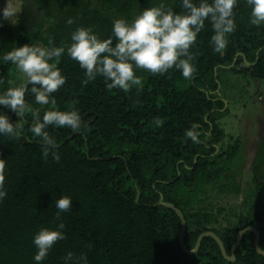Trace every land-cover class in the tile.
Here are the masks:
<instances>
[{
	"label": "trees",
	"instance_id": "obj_1",
	"mask_svg": "<svg viewBox=\"0 0 264 264\" xmlns=\"http://www.w3.org/2000/svg\"><path fill=\"white\" fill-rule=\"evenodd\" d=\"M181 2L23 0L15 24L5 20L0 26V57L25 44L49 47V38L54 42L51 46L66 48L71 33L80 26L91 27L100 39H108L116 19L131 23L144 9L160 3L179 13ZM250 11L246 0H238L237 27L223 55L214 52L210 44L213 31L206 21L191 49L197 54L192 81L175 69L155 76L137 70L143 78L142 92L109 90L102 77L83 85L84 70L65 51L58 67L66 83L53 94L56 109L78 110L86 127L78 133L48 128L58 144L59 163L51 155L46 162L42 158V142L29 131L30 114L21 136L9 140L0 135L7 191L0 202V264H37L34 236L43 227L57 229L55 201L62 196L72 200L71 210L61 214L66 239L40 264H65L69 252L86 255L87 264H264L253 232L244 235L233 263L223 257L211 237L203 239L196 254H186L179 243L180 218L158 205L163 197L183 213L184 240L190 251L202 234L212 232L231 256L238 233L248 227L258 230L264 251V140L252 169L255 203L251 223L242 228H214L223 209L214 212L202 198L203 190L226 175L229 162L237 156V149L225 152L220 148L224 138L220 120L229 110L218 92L219 74L264 81V26L250 23ZM69 18L74 20L71 25ZM17 71L11 62L0 59V94L13 83ZM26 101L41 107L30 92ZM2 113L14 123L18 119L0 106ZM156 117L164 120L162 127L152 123ZM193 123L199 125L201 142L194 144L189 139L184 143V133Z\"/></svg>",
	"mask_w": 264,
	"mask_h": 264
},
{
	"label": "clouds",
	"instance_id": "obj_2",
	"mask_svg": "<svg viewBox=\"0 0 264 264\" xmlns=\"http://www.w3.org/2000/svg\"><path fill=\"white\" fill-rule=\"evenodd\" d=\"M250 7V23L254 26H264V0H246ZM238 0H182V12H175L164 3L144 9L135 16L131 23L126 19H116L113 23L112 37L100 39L91 27L80 26L71 33V44L51 46L53 39L49 38V47L25 44L15 47L0 57L4 62H11L22 76L19 84H12L0 94V106L8 108L18 117L14 123L6 114H0V135L15 140L24 132L25 117L31 115L33 123L29 131L42 142V158L46 162L52 156L59 163L56 138L50 135L48 128H69L74 133L86 127L78 110L61 111L56 109L54 93L66 83L58 63L67 51V55L76 61L84 70L83 85L102 77L109 90L118 89L125 93L133 88L143 91V78L137 70L151 75H164L169 70H179L183 78L192 81L197 72L195 66L196 53L191 49L196 45L198 34L205 29L206 21L211 25L213 35L210 44L214 52L223 55L228 43V37L235 32V9ZM19 6L14 0H5L0 9V26L3 21H12L18 15ZM74 20L69 18L67 24ZM115 40V43H114ZM29 86H31L29 88ZM35 98L34 108L27 103L26 94ZM139 103V100H137ZM43 115L41 116V111ZM152 123L162 127L164 120L154 118ZM199 125L193 123L184 133L183 142L190 139L194 144L201 142L197 131ZM5 163L0 159V202L7 196L5 189ZM57 212L55 220L60 221L57 229L41 228L34 236L33 243L37 249L34 260L37 264L44 261L54 246L64 239L62 231L65 224L61 214L69 212L72 200L62 196L55 201ZM65 264H87V256H74L69 252L64 257Z\"/></svg>",
	"mask_w": 264,
	"mask_h": 264
},
{
	"label": "rangeland",
	"instance_id": "obj_3",
	"mask_svg": "<svg viewBox=\"0 0 264 264\" xmlns=\"http://www.w3.org/2000/svg\"><path fill=\"white\" fill-rule=\"evenodd\" d=\"M21 13L23 0H14ZM5 0H0V9ZM18 15L14 21L18 20ZM36 46H43L38 43ZM221 86L218 89L221 99L229 112L220 120L224 132L221 141L222 151L237 149V156L229 162V171L219 181L203 190L202 198L208 208L223 209L219 222L213 227L223 229L228 226L245 227L251 223V209L255 203L253 186V164L264 140V81L251 77L219 74ZM22 76L17 71L12 84H19ZM264 170V166H263Z\"/></svg>",
	"mask_w": 264,
	"mask_h": 264
},
{
	"label": "water",
	"instance_id": "obj_4",
	"mask_svg": "<svg viewBox=\"0 0 264 264\" xmlns=\"http://www.w3.org/2000/svg\"><path fill=\"white\" fill-rule=\"evenodd\" d=\"M139 199H140V193L138 191L136 203L139 202ZM158 205L173 210L178 215V217L180 218L181 227H180L179 243H180L182 250L188 255L196 254L199 251V248H200V245H201L203 239L206 237H211L217 242L218 246L220 247V250L222 252L223 257L227 261L233 263L236 260L235 252H236L238 246L240 245L244 235L247 232H253L255 234V248L260 255L264 256V251H262L260 248V233L258 232V230H256L253 227H248V228H246V229H244L238 233L236 243L233 245L232 250H231V256H228L227 251H226L222 241L219 239V237L216 236L212 232H207V233L202 234L197 241L195 249L193 251H190L187 249V247L185 245V240H184L185 236H186V231H187V224H186V220H185L183 213L178 208H176L174 205L169 204V203H165L163 200V197H161Z\"/></svg>",
	"mask_w": 264,
	"mask_h": 264
}]
</instances>
